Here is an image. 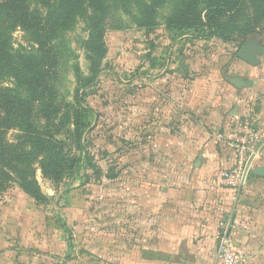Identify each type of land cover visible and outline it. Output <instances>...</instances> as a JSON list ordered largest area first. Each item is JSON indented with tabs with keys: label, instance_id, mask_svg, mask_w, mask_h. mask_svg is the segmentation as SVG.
Returning a JSON list of instances; mask_svg holds the SVG:
<instances>
[{
	"label": "rangeland",
	"instance_id": "obj_1",
	"mask_svg": "<svg viewBox=\"0 0 264 264\" xmlns=\"http://www.w3.org/2000/svg\"><path fill=\"white\" fill-rule=\"evenodd\" d=\"M108 1L103 56L95 78L79 91L90 126L81 141L84 162L78 179L67 191L66 183L43 179L37 170L45 204L16 184L0 193L1 240L36 241L32 248L25 247L19 264H113L111 242L120 250L122 241L137 240L132 190L154 184L153 175L169 173V156L176 147L203 141L209 132L216 138L232 121L230 127L236 128L252 118L264 136V55L251 66L236 57L240 41L176 31L168 21L180 0L157 7L147 27L135 21L152 0ZM87 36L83 22L64 35L57 83L64 102L70 101L75 87L67 49L83 77L92 72L82 47ZM13 37L23 42L21 32ZM249 39L264 47V34ZM224 74L242 77L247 87H233ZM230 96L234 100L229 101ZM236 108L237 118L227 114ZM259 163L264 165V149ZM261 244L256 246L264 248V241Z\"/></svg>",
	"mask_w": 264,
	"mask_h": 264
},
{
	"label": "trees",
	"instance_id": "obj_2",
	"mask_svg": "<svg viewBox=\"0 0 264 264\" xmlns=\"http://www.w3.org/2000/svg\"><path fill=\"white\" fill-rule=\"evenodd\" d=\"M166 1L152 0L135 23L152 26L153 11ZM109 14L108 0H0V193L16 184L45 204L37 170L43 179L66 183L67 191L75 184L84 162L82 137L90 126L79 91L97 74ZM79 22L88 33L82 47L92 72L83 77L66 47L73 58L75 87L64 102L57 89L61 47L64 35ZM168 22L178 32L240 41L242 47L247 39L264 34V0H180ZM17 31L23 42L13 37Z\"/></svg>",
	"mask_w": 264,
	"mask_h": 264
},
{
	"label": "crops",
	"instance_id": "obj_3",
	"mask_svg": "<svg viewBox=\"0 0 264 264\" xmlns=\"http://www.w3.org/2000/svg\"><path fill=\"white\" fill-rule=\"evenodd\" d=\"M234 123L223 134L235 129L230 127ZM219 142L209 132L203 141L176 147L169 156V173L153 175L154 184L132 190L137 240L122 241L120 250L111 242L113 264H219L218 235L226 222L234 225L233 244L247 257L245 264H264V248L256 246L264 241V179L252 175L241 191L221 187L218 175L229 168L232 153L227 143ZM35 242L2 241L0 233V264H19L25 247Z\"/></svg>",
	"mask_w": 264,
	"mask_h": 264
},
{
	"label": "built area",
	"instance_id": "obj_4",
	"mask_svg": "<svg viewBox=\"0 0 264 264\" xmlns=\"http://www.w3.org/2000/svg\"><path fill=\"white\" fill-rule=\"evenodd\" d=\"M256 119H245L236 128L226 134L217 135L218 141L228 144L231 151L229 168L218 175V184L231 191L244 190L251 178L252 171L261 161L264 149V136L256 129ZM234 225L230 222L221 224L216 248L219 264H245L246 256L233 244Z\"/></svg>",
	"mask_w": 264,
	"mask_h": 264
},
{
	"label": "water",
	"instance_id": "obj_5",
	"mask_svg": "<svg viewBox=\"0 0 264 264\" xmlns=\"http://www.w3.org/2000/svg\"><path fill=\"white\" fill-rule=\"evenodd\" d=\"M264 55V47H262L258 40L247 39L239 51L236 53V57L241 61L251 65L257 66L260 63V57ZM224 80L233 87L241 90L245 85V79L240 76L229 77L224 74ZM238 109H234L232 116L237 115ZM252 175L264 179V167L256 168L252 171Z\"/></svg>",
	"mask_w": 264,
	"mask_h": 264
},
{
	"label": "flooded vegetation",
	"instance_id": "obj_6",
	"mask_svg": "<svg viewBox=\"0 0 264 264\" xmlns=\"http://www.w3.org/2000/svg\"><path fill=\"white\" fill-rule=\"evenodd\" d=\"M247 85V84H246Z\"/></svg>",
	"mask_w": 264,
	"mask_h": 264
}]
</instances>
